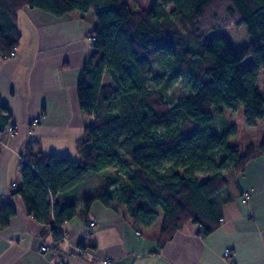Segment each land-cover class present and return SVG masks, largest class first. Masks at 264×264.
<instances>
[{
  "label": "trees",
  "instance_id": "trees-1",
  "mask_svg": "<svg viewBox=\"0 0 264 264\" xmlns=\"http://www.w3.org/2000/svg\"><path fill=\"white\" fill-rule=\"evenodd\" d=\"M165 2L172 11L157 0L134 11L120 0H0L3 58L19 47L22 9L52 17L92 12L95 21L76 82L82 159L44 154L28 141L12 192L35 222L51 225L55 242L64 239L59 227L76 215L67 192L94 178L102 188L82 199L84 215L99 201L124 210L137 231L158 224L157 249L187 224L200 225L198 233L207 236L219 225L230 178L264 154V137L240 149L231 142L233 127L217 130V118L239 104L246 127L264 116V92L256 86L264 72V0ZM231 25L246 27L247 45L235 50L220 36L203 42L210 31ZM246 57L251 63L242 68ZM105 74L109 84L102 83ZM10 120L0 98V134ZM14 215L11 203L0 207V229Z\"/></svg>",
  "mask_w": 264,
  "mask_h": 264
},
{
  "label": "crops",
  "instance_id": "crops-1",
  "mask_svg": "<svg viewBox=\"0 0 264 264\" xmlns=\"http://www.w3.org/2000/svg\"><path fill=\"white\" fill-rule=\"evenodd\" d=\"M74 14L52 17L36 9L20 10L19 47L13 57L0 55V98L9 123L16 124L13 133L0 134V207L11 203L15 209L0 229V264H264V154L230 178L221 193L224 202L215 231L203 236L198 226L187 224L161 249L154 235L158 224L137 231L124 210L115 212L99 201L84 215L82 199L94 193L84 189L90 181L67 192L77 203L76 215L59 227L64 238L60 242L54 241L51 225L26 214L12 192L20 184L19 164L28 141L44 154L82 159L77 140L84 117L76 82L90 52L87 35L95 21L89 13ZM259 84L264 86V75L259 74L257 88ZM243 130L249 135L231 142L240 149L257 145L264 137V116L254 127L244 124ZM43 246L48 252L40 250Z\"/></svg>",
  "mask_w": 264,
  "mask_h": 264
},
{
  "label": "rangeland",
  "instance_id": "rangeland-1",
  "mask_svg": "<svg viewBox=\"0 0 264 264\" xmlns=\"http://www.w3.org/2000/svg\"><path fill=\"white\" fill-rule=\"evenodd\" d=\"M153 1L154 0H120V2L127 3L129 5L130 9L133 11L137 10L139 8H142V9L147 8L148 6L151 5V3ZM157 1L162 2L165 5V8L167 11L173 10V5L166 3L165 0H157ZM72 12H73V14L79 13L78 11H72ZM89 14L92 15V12H90ZM215 36H220V37H224V38L228 39L229 42L231 43L233 49H235V50L247 45V43L250 40V37L247 33V29L244 25H239V26L231 25V26H226V27L214 29V30L210 31L204 37L203 42L208 41ZM87 42L89 44L88 40H87ZM153 61L156 64H158L157 58H154ZM250 63H251V58L246 57L241 62V66H242V68H246ZM260 74L264 75V72H261ZM102 83L103 84H109L110 83V79H109L107 74L104 75ZM258 89L259 90L264 89V86L259 84ZM177 91H178V89H176L174 92H177ZM241 112H242V109H241V106L239 104L238 108L235 111L231 112L230 116L225 115V118H223V117L217 118V119H219L217 121L218 122L217 124L219 126V128H217V130L219 131V134H224L227 131H230V128L228 126V124H229L234 129V134H235L234 140L235 141L237 140V142H242L245 139V137L249 134H247L243 130L244 121H243ZM87 188H91L94 190L93 192H97V191L101 190L102 187H101V184L98 182V180L96 178H94L93 180H91V182H88L85 185L84 189L86 190Z\"/></svg>",
  "mask_w": 264,
  "mask_h": 264
},
{
  "label": "built area",
  "instance_id": "built-area-1",
  "mask_svg": "<svg viewBox=\"0 0 264 264\" xmlns=\"http://www.w3.org/2000/svg\"><path fill=\"white\" fill-rule=\"evenodd\" d=\"M88 41L89 42H92V41H94V37L92 36V37H88ZM14 54L13 53H11V56H13ZM8 133H13L15 130H16V124L15 123H9L8 125H7V127H6V129H5ZM202 227L199 225L198 226V231H200V232H202ZM40 250L42 251V252H44V253H46V252H48V248L47 247H41L40 248ZM228 251H225L224 252V256H228ZM55 264H61V263H59V262H57V263H55Z\"/></svg>",
  "mask_w": 264,
  "mask_h": 264
}]
</instances>
